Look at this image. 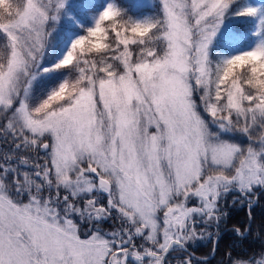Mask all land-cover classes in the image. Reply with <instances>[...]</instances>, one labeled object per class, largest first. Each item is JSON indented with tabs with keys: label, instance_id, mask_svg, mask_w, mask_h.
Wrapping results in <instances>:
<instances>
[{
	"label": "snow or ice",
	"instance_id": "6c2138e0",
	"mask_svg": "<svg viewBox=\"0 0 264 264\" xmlns=\"http://www.w3.org/2000/svg\"><path fill=\"white\" fill-rule=\"evenodd\" d=\"M135 7L0 0V264H192L230 193L251 221L264 0Z\"/></svg>",
	"mask_w": 264,
	"mask_h": 264
},
{
	"label": "trees",
	"instance_id": "16d2710c",
	"mask_svg": "<svg viewBox=\"0 0 264 264\" xmlns=\"http://www.w3.org/2000/svg\"><path fill=\"white\" fill-rule=\"evenodd\" d=\"M124 6L133 5L132 0H119ZM135 8H130V14L133 15H147L156 11L159 5V1H155L151 5L148 4H134ZM235 29L240 32L247 30V25L237 23ZM236 196L235 193H230L223 201L222 207L227 212V217L220 224L219 232L222 229H226L219 239V244L215 253L208 259L198 261L192 260V264H231L229 253H231V259H248L251 257H260V252L264 249V192L259 194V202L252 208V219L249 221L248 209L246 204L242 207L239 203L232 204V200ZM250 225V231L246 238H241L236 235L233 228H239L241 232L248 229ZM105 227H109L105 225ZM210 231H216L210 229ZM212 242L205 241L204 243L189 242L187 248L191 249L197 256H206L210 253ZM184 253H172V255H178ZM169 264H182L181 260L171 259Z\"/></svg>",
	"mask_w": 264,
	"mask_h": 264
},
{
	"label": "rangeland",
	"instance_id": "374dc122",
	"mask_svg": "<svg viewBox=\"0 0 264 264\" xmlns=\"http://www.w3.org/2000/svg\"><path fill=\"white\" fill-rule=\"evenodd\" d=\"M155 1H159V0H132V2L134 4H148V5H151L152 3H154ZM246 142V141H245ZM106 203V201H104ZM247 206V204H246ZM248 209V206L246 207ZM206 241V239L204 240H196L194 242H198V243H204ZM139 243V241H138ZM211 249H212V246H211ZM211 251V250H210ZM209 255V254H208ZM260 258V257H259ZM198 261H202L201 259H199Z\"/></svg>",
	"mask_w": 264,
	"mask_h": 264
},
{
	"label": "flooded vegetation",
	"instance_id": "af4514ba",
	"mask_svg": "<svg viewBox=\"0 0 264 264\" xmlns=\"http://www.w3.org/2000/svg\"><path fill=\"white\" fill-rule=\"evenodd\" d=\"M188 250L189 251L188 252L187 251L184 252V254H178V255H172V256L173 257L182 256L183 258H187L188 256H191L192 257V260H194L196 258L198 259V257L196 256V254L191 249L188 248ZM169 263H171V259L169 260Z\"/></svg>",
	"mask_w": 264,
	"mask_h": 264
},
{
	"label": "water",
	"instance_id": "95a60500",
	"mask_svg": "<svg viewBox=\"0 0 264 264\" xmlns=\"http://www.w3.org/2000/svg\"><path fill=\"white\" fill-rule=\"evenodd\" d=\"M226 229H222L219 233H220V235L225 231ZM212 248H213V244H212ZM189 250L187 249V252H188ZM211 254H213V252H212V249H211ZM211 255H209V256H206L207 257V259L210 257ZM205 257H199V259H204Z\"/></svg>",
	"mask_w": 264,
	"mask_h": 264
}]
</instances>
